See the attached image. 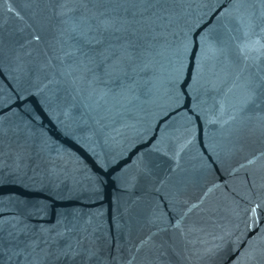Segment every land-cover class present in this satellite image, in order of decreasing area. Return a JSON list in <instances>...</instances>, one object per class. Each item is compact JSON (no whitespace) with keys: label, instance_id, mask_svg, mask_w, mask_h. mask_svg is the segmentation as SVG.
<instances>
[{"label":"water","instance_id":"95a60500","mask_svg":"<svg viewBox=\"0 0 264 264\" xmlns=\"http://www.w3.org/2000/svg\"><path fill=\"white\" fill-rule=\"evenodd\" d=\"M0 264H264V0H0Z\"/></svg>","mask_w":264,"mask_h":264}]
</instances>
